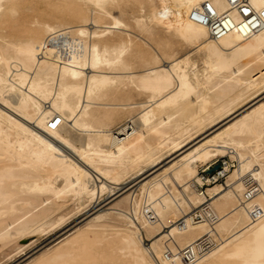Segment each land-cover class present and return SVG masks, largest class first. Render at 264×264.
<instances>
[{
  "label": "bare ground",
  "instance_id": "obj_1",
  "mask_svg": "<svg viewBox=\"0 0 264 264\" xmlns=\"http://www.w3.org/2000/svg\"><path fill=\"white\" fill-rule=\"evenodd\" d=\"M205 1L240 21L228 0H0V243L135 187L122 224L98 213L27 264H187L204 237L215 245L191 264H264V215L241 205L250 177L247 205L264 210V26L213 37L191 18ZM223 153L237 164L202 193L200 168Z\"/></svg>",
  "mask_w": 264,
  "mask_h": 264
},
{
  "label": "rangeland",
  "instance_id": "obj_2",
  "mask_svg": "<svg viewBox=\"0 0 264 264\" xmlns=\"http://www.w3.org/2000/svg\"><path fill=\"white\" fill-rule=\"evenodd\" d=\"M33 11L36 13L42 12L41 15L44 18V15L46 16V14L54 13L53 11H55V9H53L51 7H47V5L44 3V4L40 5V8L36 7ZM30 13H31V11H30ZM115 13L119 14V12H117V11H115ZM134 32H136V33L138 32L137 34H139L141 36L139 31L136 30ZM161 33H163V32L160 31V34ZM164 34L167 36V34H169V33L166 34V32H164ZM164 34H162V35H164ZM169 36H170V34L167 37H169ZM189 51L192 52V47H188L186 45H183V47L180 48L179 54L184 55ZM196 58L197 57L194 56L193 60H196ZM259 91L260 92L258 95H260V96H259V99L257 98V100H260V99L262 100L264 98V87L262 89H260ZM213 130H215V129H210L209 131H207L203 134L201 132L202 135L199 134L198 138H196L195 142H197L199 140V138L202 139L203 137L205 138L206 136L207 137L210 136L212 134V132H214ZM210 132H211V134H210ZM170 153L166 152V151L164 152V161L161 164H159V166L147 167L145 173L140 176L142 178V181L147 180V178H150L153 174L157 173V170L159 172L160 171L159 169H162L164 167L163 165L167 164L177 154V152L171 153V154ZM229 158H230L229 153H223L218 158H216L215 161H217L219 159H229ZM216 165L217 164H215L210 169V172L212 170L218 168V167L215 168ZM205 167H201V168H205ZM153 169L155 170V172ZM232 169H234V168H230V170H232ZM230 170L228 171V173L230 172ZM199 172H200V170H199ZM224 182H225V180L223 179L222 181L217 182V183L223 184ZM132 184L133 183L129 184L128 187L123 188L121 191H119L118 193H116L113 196L112 195L110 196L109 194H105L100 201H97V202L93 201L92 202L93 204H91V203L85 204L84 206H82L80 208L81 210L76 209V203H74V201H72V200L68 201L66 203V205L64 206V208L62 209L63 212L61 214L64 215L65 217H64V221L61 224L58 223L55 225H50L51 223H49L48 225L45 226L44 231H40L37 233H31L25 237H21V238L18 237V238L11 239L5 243H0V264H27V263H29V261H31L35 256H37L43 250L47 249L49 246L51 247L53 245H56V243L59 240L63 239V237L65 238L67 233L71 234L75 230V228L77 229L80 226H82V227L86 226L87 223L91 222V220H93V218L98 213H101V212L106 213V215L100 222H97V224L98 223H102L105 225L122 224L124 219H122L121 217H118L116 214L119 213L120 211H125V208L120 204L118 205V203L126 195L133 194V192L135 191V187L129 188L132 186ZM214 184H216V183H214ZM214 184H209L207 186V188L209 186L214 185ZM127 188H129V189L127 190ZM205 188L206 187H204L203 190H205ZM144 202H145L144 200H141L140 207L141 206L144 207V204H145ZM44 204L40 205L39 209ZM133 211L135 214L136 211L135 210H133ZM147 226H148V229L153 233L152 236H154L158 233V230L156 228H153L149 224ZM108 231H113V230L109 229ZM108 233H110L109 235H111L113 232H108ZM69 234L67 235V237L70 236ZM145 242L147 243L148 241H145Z\"/></svg>",
  "mask_w": 264,
  "mask_h": 264
},
{
  "label": "built area",
  "instance_id": "obj_3",
  "mask_svg": "<svg viewBox=\"0 0 264 264\" xmlns=\"http://www.w3.org/2000/svg\"><path fill=\"white\" fill-rule=\"evenodd\" d=\"M228 1L230 3V7L234 8L240 13L241 19L239 22H237L233 16L227 12L220 13L217 10V7L209 1H205V3H202L201 6L194 8L191 12V18L199 23L208 25L210 33L213 37H220L226 31L236 27L244 35H250L264 26V9L260 10L255 8L250 0ZM215 160L210 165L200 169V174L202 175L204 182L202 185L198 184V187L202 193L206 191V188L209 184L220 182L223 179L226 180V174L228 171L225 170V165L226 163H231V159ZM215 164L218 165V168L210 172V169ZM236 164L237 162L234 161L231 168H234ZM243 182L245 189L243 199L241 198V205L247 207L250 214V220L254 222L263 217L264 210L258 204H254L249 207L247 205V201L249 198H252L258 194L260 188L258 183L250 177H244ZM204 187H206L205 190H203ZM194 217L195 220H200L203 218L201 214H196ZM214 245L215 243L213 240L208 237L199 239L195 243L194 247H187L184 249L183 259L187 264H191L198 256L205 254Z\"/></svg>",
  "mask_w": 264,
  "mask_h": 264
},
{
  "label": "water",
  "instance_id": "obj_4",
  "mask_svg": "<svg viewBox=\"0 0 264 264\" xmlns=\"http://www.w3.org/2000/svg\"><path fill=\"white\" fill-rule=\"evenodd\" d=\"M218 166L216 165L215 168H217Z\"/></svg>",
  "mask_w": 264,
  "mask_h": 264
}]
</instances>
